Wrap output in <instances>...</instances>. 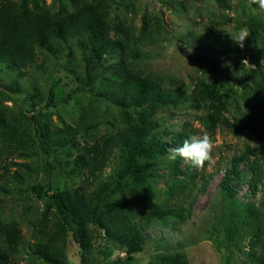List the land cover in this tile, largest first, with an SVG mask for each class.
Returning <instances> with one entry per match:
<instances>
[{
	"label": "rangeland",
	"instance_id": "1",
	"mask_svg": "<svg viewBox=\"0 0 264 264\" xmlns=\"http://www.w3.org/2000/svg\"><path fill=\"white\" fill-rule=\"evenodd\" d=\"M110 13L115 23L132 26L136 34H140L144 18H150L158 32L154 37L144 36L138 43L141 57L135 61L134 69L162 81L165 88L180 96L155 111L162 121L161 140L168 145V154L158 163L157 175L146 186L128 183L118 196L126 215L130 209L131 217L138 223L153 208L163 211L170 206L178 214L151 220L140 236L145 240L144 249L135 254L130 264H151L156 256L177 254L184 255L189 264H224L223 257L230 252L233 264H257L247 255L249 237L244 241L240 237L257 227L264 232V175L253 192L247 183L251 173L245 182L235 183L236 200L251 203L256 215L247 216L233 241L226 237L228 198L220 183L235 156L260 144L248 130L238 128L257 116L243 101V80L251 85L253 71L264 59L253 50L246 21L264 12L257 11L254 5L249 7L248 0H116ZM237 27L250 33L243 48L230 36L239 31ZM113 33L119 36V32ZM70 46L71 49L62 46L57 53L50 54L46 49L39 50L36 63L24 71L0 64V110L9 121L6 129L0 128V218L21 230L22 244L17 255L12 256L21 264H127L123 261L127 248L108 240L106 229L94 217L87 221L90 244L82 251L72 233L65 229L57 210L31 191L32 187L42 185L52 194L73 190L83 182L82 176L68 172L70 155L66 157L63 150L57 149L61 152L58 153L42 148L32 115L41 113L42 121L48 122L52 130L66 136L76 134V140L82 144L104 140L127 123L125 118L132 119L134 115V110L126 111L102 94L115 76L108 70L115 59L105 56L98 69L89 74L93 66L88 69L85 54L75 44ZM242 59L250 64L245 69ZM31 95L37 98L32 100ZM214 106L236 128L217 124L211 133L215 140L211 164L206 162L197 169L183 160L181 171H173L171 167L178 158L169 160V150L182 145L176 136L185 129L190 135L209 132L206 117L214 112ZM123 157L120 151L115 154L105 172L107 177L114 175ZM247 159L242 164L244 169H248L247 163L254 156ZM202 174L213 175L208 184H204ZM90 192H82V200L92 207ZM108 208L106 205L102 209V217H106ZM5 239L0 234V250L7 251ZM36 246H46L56 261L42 258Z\"/></svg>",
	"mask_w": 264,
	"mask_h": 264
},
{
	"label": "trees",
	"instance_id": "2",
	"mask_svg": "<svg viewBox=\"0 0 264 264\" xmlns=\"http://www.w3.org/2000/svg\"><path fill=\"white\" fill-rule=\"evenodd\" d=\"M114 2L116 0H52L49 4L47 0H1L0 64L16 66L24 71L36 63L39 50L46 49L49 54L57 53L62 46L71 49V44L78 46L85 54L88 69L93 66L89 74L98 69V64L105 56L115 59L108 67L110 74L115 76L110 78L111 82L106 84L105 93L102 94L124 110H134L132 119L125 118L127 123L102 141L82 144L76 140V134L67 135L69 137L66 138L63 133L52 130L48 122L42 121L41 113L32 115L42 148L61 153L57 151L59 149L64 151L66 157L70 155L68 161L72 164L69 163L71 171L68 172L73 176H82L83 182L73 190H57L52 194L42 185L32 187L31 191L47 201L51 209L57 210L65 229L72 233L82 251H86L90 244L86 234L87 221L94 217L97 224L106 229L105 237L108 240L121 243L127 248V257L123 261L130 264L135 254L144 249L145 240L140 236L144 235L151 220L178 214L170 206L163 211L153 208L148 211L147 218L138 223L131 217L130 209L126 210V215L118 196L120 192H124L128 183L146 186L149 179L157 175L158 163L168 154V145L161 140L159 129L162 121L155 116V111L180 96L173 89L165 88L162 81L135 71V61L141 57L138 43L146 35L154 37L158 30L148 16L144 18L140 34H136L132 26L115 23L110 13ZM246 23L252 33L254 52L264 59V14L252 16ZM113 31L119 32V36L114 35ZM253 72L251 85L243 80V87L246 89L243 101L257 116L242 122L238 129L248 130V134L260 144L235 156L220 183L221 190L228 198L224 217L228 241L234 240L235 232L244 226L247 216L256 215L251 203L244 204L236 200V184L245 182L247 175L251 173L247 183L253 192L264 175V63L257 65ZM31 98L34 100L37 96L31 95ZM54 99L52 92L50 101L53 102ZM8 122L5 112L0 110V128L6 129ZM206 123L210 133H214L217 124L229 129L236 128L230 120L222 117L217 106H214L213 113L207 115ZM190 136V131L185 129L176 136V140L183 143ZM119 151L124 156L119 162L120 166L112 177H107L105 172ZM250 156H254V160L247 163L248 169H244L242 164ZM182 162L178 158L171 169L181 171ZM191 176L193 178L195 174L191 173ZM201 176L204 184H208L213 175ZM17 179L20 177L17 176ZM88 189L91 191L89 196L94 200L92 207L84 205L82 200V192H87ZM106 205L109 208L106 217H102V209ZM241 205L244 209H241ZM0 234L6 238L8 245L7 251L0 250V264H21L12 258L19 252L23 241L21 230L14 223L4 222L0 218ZM247 237L250 245L248 257L254 263L264 264V232L257 227L240 238L244 241ZM35 250L45 260L56 261L53 252L46 246H36ZM223 261L224 264H233V254H225ZM151 264L189 262L184 255L177 254L156 256Z\"/></svg>",
	"mask_w": 264,
	"mask_h": 264
},
{
	"label": "clouds",
	"instance_id": "3",
	"mask_svg": "<svg viewBox=\"0 0 264 264\" xmlns=\"http://www.w3.org/2000/svg\"><path fill=\"white\" fill-rule=\"evenodd\" d=\"M256 6V10L264 12V0H248V6ZM247 29H240L235 33H231L232 39L243 48V42L249 36ZM191 52L192 49L188 48ZM241 64L244 69L250 65L247 59H242ZM215 148V140L213 135L209 132H203L191 135L185 139L181 146L171 148L169 150L168 159L175 161L177 158L184 160L186 163H190L194 168H203L206 164H211L213 160V151Z\"/></svg>",
	"mask_w": 264,
	"mask_h": 264
}]
</instances>
